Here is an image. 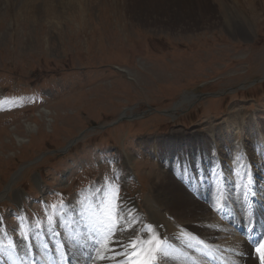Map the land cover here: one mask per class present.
Segmentation results:
<instances>
[{
    "label": "rangeland",
    "instance_id": "rangeland-1",
    "mask_svg": "<svg viewBox=\"0 0 264 264\" xmlns=\"http://www.w3.org/2000/svg\"><path fill=\"white\" fill-rule=\"evenodd\" d=\"M258 1L250 11L209 0L210 11L204 18L195 11L200 22L192 26L166 18L152 25L112 0L69 3L46 19L41 5L34 17L1 10L0 194H7L0 198V243L45 224L52 234L59 216L87 196L100 222L113 208L117 215L124 196L142 207L160 168L155 145L173 132L210 128L218 138L220 126L228 127L235 148L236 114L253 117L244 129L257 136L256 122H264V0ZM223 17L232 22L221 23ZM262 165L253 164L258 185ZM195 168L197 174L210 164ZM120 169L131 175L127 181L119 180ZM131 229L139 235L141 223Z\"/></svg>",
    "mask_w": 264,
    "mask_h": 264
},
{
    "label": "bare ground",
    "instance_id": "bare-ground-1",
    "mask_svg": "<svg viewBox=\"0 0 264 264\" xmlns=\"http://www.w3.org/2000/svg\"><path fill=\"white\" fill-rule=\"evenodd\" d=\"M232 1L250 11L259 3L258 0ZM81 2L83 0H0V11L10 6L14 15L26 10L34 17L37 6L41 5L46 19L51 15L54 18L56 12L69 3ZM112 2L140 20L152 18V25L166 18L170 25L192 26L200 22L194 12L198 11L204 18L202 13L208 10L205 8L209 0ZM221 21L228 24L232 18L223 17ZM186 99L187 95L183 100ZM233 116L234 129L240 131L241 137L235 148H232L234 139L224 133L228 128L224 126L218 129L222 137L219 133L218 138L214 137L215 132L208 128L207 134L189 136L176 131L156 143L154 156L160 168L153 169L155 176L142 207L130 196H124L117 203V238L125 242L122 251H127V244L135 240L143 248L137 261L154 254L153 264H261L260 253L251 251L247 238L252 235L258 244L264 243V180L258 185L253 169V164L264 165V122L260 125L256 122L253 133L257 136H254L248 128L244 129L252 116L246 121L239 120L236 114ZM206 135L211 138L208 145ZM199 141L202 148L195 146ZM180 145L184 148L182 153L176 152ZM201 161L210 164L207 171L205 167L200 168ZM194 167L201 172L194 174ZM120 172L119 180L127 181L130 174L124 175V169ZM6 192L7 188L0 198ZM22 195V191H15V200L21 201ZM90 199L87 196L76 203L73 212L65 210V216L60 215L57 220L60 227L54 228L52 234L48 229L50 225L45 224L37 229L26 228L21 240L9 235L4 244L0 243V264H117L112 253L93 245L94 237L102 242L111 238V234L106 235L101 229L98 211ZM211 202L216 203L218 212L210 206ZM230 204L232 207H228ZM1 219L0 216V222ZM137 223H141L139 235L130 231ZM99 255H104L105 259L100 260ZM123 259L126 258L121 257V264Z\"/></svg>",
    "mask_w": 264,
    "mask_h": 264
},
{
    "label": "snow or ice",
    "instance_id": "snow-or-ice-1",
    "mask_svg": "<svg viewBox=\"0 0 264 264\" xmlns=\"http://www.w3.org/2000/svg\"><path fill=\"white\" fill-rule=\"evenodd\" d=\"M115 208L112 209V213L107 215V217L101 221V229L107 235L111 234V238L104 239L100 247L103 248L105 253H112V257L117 260V264H121V257H125L123 259V264H153V260L155 259V255L145 256L141 261H137L136 257L140 255L143 251V248L140 245L139 241H130L127 244V251H122L125 248V242L121 239L117 238L118 230H119V220L115 216ZM151 243V241H148ZM140 249V251H136V249ZM257 252L260 253L261 264H264V243H262L258 248ZM100 260H104V255H99Z\"/></svg>",
    "mask_w": 264,
    "mask_h": 264
}]
</instances>
